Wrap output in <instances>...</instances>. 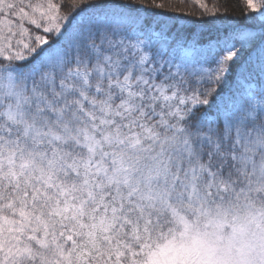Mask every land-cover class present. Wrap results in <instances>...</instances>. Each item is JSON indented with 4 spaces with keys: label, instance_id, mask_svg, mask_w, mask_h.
I'll use <instances>...</instances> for the list:
<instances>
[{
    "label": "snow or ice",
    "instance_id": "obj_1",
    "mask_svg": "<svg viewBox=\"0 0 264 264\" xmlns=\"http://www.w3.org/2000/svg\"><path fill=\"white\" fill-rule=\"evenodd\" d=\"M194 2L0 0V264H264V0Z\"/></svg>",
    "mask_w": 264,
    "mask_h": 264
},
{
    "label": "trees",
    "instance_id": "obj_2",
    "mask_svg": "<svg viewBox=\"0 0 264 264\" xmlns=\"http://www.w3.org/2000/svg\"><path fill=\"white\" fill-rule=\"evenodd\" d=\"M54 2L58 3L61 12L68 15L69 20H72L73 17L84 14L85 17L88 15V9L91 6V3L95 2V0H85V3L80 4L78 7H73L74 0H54ZM166 3H170L175 6V8H168L165 11L168 12L169 15H178L182 16L187 21H195L196 23L205 22L211 17L201 16V9L198 5L195 4L194 0H165ZM205 3L211 7L213 4L219 6V12L215 19L220 21H232L235 23H244L248 15H254L250 11H248L243 6V0H205ZM230 77V81L234 78ZM259 86V84L257 85ZM232 88L231 86H226L223 89L222 95H231ZM208 115L213 116L216 119H222L219 114L216 113L215 109H212Z\"/></svg>",
    "mask_w": 264,
    "mask_h": 264
}]
</instances>
